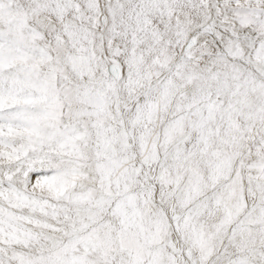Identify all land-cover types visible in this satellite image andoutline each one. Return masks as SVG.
I'll use <instances>...</instances> for the list:
<instances>
[{"label": "snow or ice", "instance_id": "6c2138e0", "mask_svg": "<svg viewBox=\"0 0 264 264\" xmlns=\"http://www.w3.org/2000/svg\"><path fill=\"white\" fill-rule=\"evenodd\" d=\"M0 264H264V0H0Z\"/></svg>", "mask_w": 264, "mask_h": 264}]
</instances>
